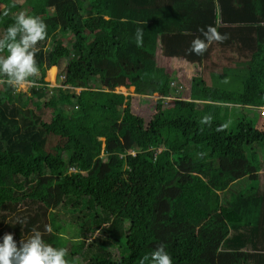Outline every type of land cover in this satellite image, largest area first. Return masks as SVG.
Listing matches in <instances>:
<instances>
[{
  "label": "trees",
  "instance_id": "16d2710c",
  "mask_svg": "<svg viewBox=\"0 0 264 264\" xmlns=\"http://www.w3.org/2000/svg\"><path fill=\"white\" fill-rule=\"evenodd\" d=\"M18 1L0 0V31L24 12L48 35L35 86L0 85V236L39 230L68 264H139L160 244L173 264H264V0ZM209 25L227 39L187 53ZM173 59L200 74L146 122L113 91Z\"/></svg>",
  "mask_w": 264,
  "mask_h": 264
},
{
  "label": "clouds",
  "instance_id": "9594fccd",
  "mask_svg": "<svg viewBox=\"0 0 264 264\" xmlns=\"http://www.w3.org/2000/svg\"><path fill=\"white\" fill-rule=\"evenodd\" d=\"M198 31L200 36L191 41L187 49L189 54L202 55L213 42L222 44L227 39L210 25ZM47 35V25L39 16L24 12L15 15L13 22L0 31V85L14 91L35 86L34 78L40 71L35 59L37 46ZM135 39L137 46H141L142 30L137 29ZM210 119L205 116L201 122L208 123ZM45 231L51 233L53 229L49 225ZM66 256V249L47 243L39 230H33L19 242L11 233L0 236V264H68ZM139 264H173V261L165 246L160 244L141 257Z\"/></svg>",
  "mask_w": 264,
  "mask_h": 264
},
{
  "label": "rangeland",
  "instance_id": "374dc122",
  "mask_svg": "<svg viewBox=\"0 0 264 264\" xmlns=\"http://www.w3.org/2000/svg\"><path fill=\"white\" fill-rule=\"evenodd\" d=\"M18 3H23V0H19ZM58 37L60 39L64 36L59 34ZM53 46L54 45L52 42H47L45 49L48 51L52 50ZM65 64L66 60H62L59 64V67L55 68V71H53L54 76L52 80L48 74V72L52 69L46 72L45 81L47 83V93L49 97L53 96V92L51 91L52 89L68 88L64 86L63 77L61 75V72L65 69ZM169 67L172 70H165V68L168 69ZM199 74L200 71L197 67H194L182 60L173 59L168 60L167 62H164L163 60H155L154 63H146L145 69L139 74V80L137 82L127 86L125 89L116 88L113 92L122 94L127 99H131L133 104V114L148 122L150 116L153 115L157 109H168L172 107V100L174 98L168 95V88H171L173 90H179L180 88H182L184 97H186L188 95L191 78ZM167 80L173 81L169 85ZM211 81L217 84H228L223 80H219V78H213ZM99 86L100 84L96 83V87ZM27 90L28 89L20 90L17 92L25 93ZM69 90L76 93L79 91L74 90L73 88H69ZM250 113L252 115H256V110L250 111ZM259 114L261 115L260 111ZM44 118L47 120L49 119L46 114H44ZM259 118L264 121V116ZM132 154L134 156V153Z\"/></svg>",
  "mask_w": 264,
  "mask_h": 264
},
{
  "label": "built area",
  "instance_id": "2783aa9c",
  "mask_svg": "<svg viewBox=\"0 0 264 264\" xmlns=\"http://www.w3.org/2000/svg\"><path fill=\"white\" fill-rule=\"evenodd\" d=\"M258 110L260 111L261 116H264V107H260L258 108Z\"/></svg>",
  "mask_w": 264,
  "mask_h": 264
},
{
  "label": "water",
  "instance_id": "95a60500",
  "mask_svg": "<svg viewBox=\"0 0 264 264\" xmlns=\"http://www.w3.org/2000/svg\"><path fill=\"white\" fill-rule=\"evenodd\" d=\"M108 91H111V89H108Z\"/></svg>",
  "mask_w": 264,
  "mask_h": 264
}]
</instances>
